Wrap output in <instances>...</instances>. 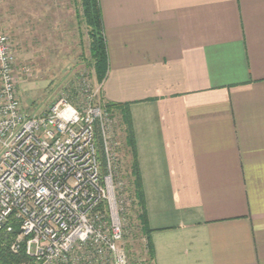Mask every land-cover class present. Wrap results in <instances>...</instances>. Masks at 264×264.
<instances>
[{"label":"crops","instance_id":"obj_1","mask_svg":"<svg viewBox=\"0 0 264 264\" xmlns=\"http://www.w3.org/2000/svg\"><path fill=\"white\" fill-rule=\"evenodd\" d=\"M99 2L151 263L264 264V0Z\"/></svg>","mask_w":264,"mask_h":264},{"label":"built area","instance_id":"obj_2","mask_svg":"<svg viewBox=\"0 0 264 264\" xmlns=\"http://www.w3.org/2000/svg\"><path fill=\"white\" fill-rule=\"evenodd\" d=\"M16 63L0 28V231L21 256L14 264H129L122 241L137 204L114 119L98 102L102 87L31 114L19 95Z\"/></svg>","mask_w":264,"mask_h":264},{"label":"rangeland","instance_id":"obj_3","mask_svg":"<svg viewBox=\"0 0 264 264\" xmlns=\"http://www.w3.org/2000/svg\"><path fill=\"white\" fill-rule=\"evenodd\" d=\"M0 28L14 45L19 95L27 112H45L63 97L77 102L102 86L92 65L80 0H0ZM102 99L101 93L98 102ZM112 117L111 130L123 155L120 163L123 171L129 172L125 126L117 111ZM125 183H130L127 189L131 191L132 177L126 173ZM137 212L136 205L126 215L122 247L129 264H152Z\"/></svg>","mask_w":264,"mask_h":264},{"label":"trees","instance_id":"obj_4","mask_svg":"<svg viewBox=\"0 0 264 264\" xmlns=\"http://www.w3.org/2000/svg\"><path fill=\"white\" fill-rule=\"evenodd\" d=\"M80 5L82 8V15L88 27L92 65L95 68V72L99 82L103 83L107 76L108 54H107L106 38L104 34L102 8L99 0H80ZM101 102L103 103L107 111H109V113H111L112 115L114 111L120 109L119 110L120 117L123 125L125 126V134H126L125 143L128 148V154L133 155L129 165L128 176L130 175L132 177V181L134 183L135 200L138 206L136 219L139 222L140 232L147 241V245H146L147 255L151 260L152 248L149 241V229L147 225V217L142 201V190L139 183L138 166H137V159L134 148V139L132 132L130 130L129 111L127 109V105L124 104L109 102V101H105L104 99H102ZM96 141L99 148L102 164L105 167L106 160L103 150V141H102L101 131L98 125L96 126ZM6 240L7 237L5 236L4 232L0 231V264L17 263L20 260L21 256L10 252L8 246L5 244Z\"/></svg>","mask_w":264,"mask_h":264}]
</instances>
